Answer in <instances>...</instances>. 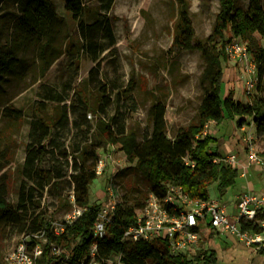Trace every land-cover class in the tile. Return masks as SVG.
Instances as JSON below:
<instances>
[{"label": "rangeland", "instance_id": "rangeland-1", "mask_svg": "<svg viewBox=\"0 0 264 264\" xmlns=\"http://www.w3.org/2000/svg\"><path fill=\"white\" fill-rule=\"evenodd\" d=\"M52 1L64 20L56 43L58 48L65 49L71 41L78 43L80 34L71 12L65 8V1ZM85 2L93 10L98 9L99 0ZM188 2L196 35L205 39L213 33L220 1ZM239 3L247 7L249 0H240ZM102 8L101 12L110 23L116 39L113 47L102 51V47L110 41L100 31L97 33L98 50L91 52L85 47L79 54H64L45 71L40 57L42 48L38 43L31 42L24 52V68L9 82L6 92L0 95V179L7 183L9 202L19 210L24 209L27 216L24 219L26 223L10 224L3 232L0 260L4 262L23 240L27 232L25 224L31 218L41 214L59 223L73 211L71 194L74 193V183L70 175L76 166L78 149L96 133L100 117H114V127L118 132L138 128L141 140L152 132L148 110L158 98L167 105L166 120L170 137L198 120V108L204 96L201 75L205 61L199 51H178L173 48L177 0H115L109 11ZM3 13L4 10L0 9V24L4 19ZM93 15L91 13L87 18L90 22ZM12 25L13 20L9 23L8 31ZM226 37H232L230 30L226 31ZM3 41L1 39L0 45ZM259 42L264 47V39L260 38ZM96 55L99 57L98 65L93 60ZM222 64V97L228 95L230 90L236 100L245 104L252 102L254 97H264V74L260 89L248 95L245 92V77L235 61L228 56ZM104 82L109 85L111 100L106 109L98 104V89ZM128 84L132 88L130 92L126 91ZM46 87L56 88L58 93L63 94L66 105L50 104L43 111L40 107L43 98L39 92ZM7 106L20 109L23 118L4 115L3 110ZM63 106L70 108L66 118L61 117L65 112ZM38 116L51 124L55 122L51 128L54 137L45 141L47 153L39 164L55 175H62L59 184L54 187L41 188L37 178L23 172L27 145L40 146L42 143L29 133L31 123ZM245 126V130L241 131L238 120L225 119L221 124L210 121L207 130L215 138L211 144L212 150L233 152L236 139L241 137L245 143L243 138L252 136L258 152L264 155V135H258L252 119H247ZM98 153L99 160L104 161V168L90 185L91 204L106 207L113 201H132L149 194V183L119 145L110 144L105 149H99ZM244 180L239 177L222 197V201L229 206V212H232L231 201L235 200V193ZM24 184L27 188L23 199L20 194ZM209 192L210 198L219 197L216 184L210 186ZM220 239L223 248L217 252V264H264V254L237 247L239 240L235 235L228 240L229 250L224 246V237ZM206 249H212V235L202 238L198 246L186 254L192 258Z\"/></svg>", "mask_w": 264, "mask_h": 264}, {"label": "trees", "instance_id": "trees-1", "mask_svg": "<svg viewBox=\"0 0 264 264\" xmlns=\"http://www.w3.org/2000/svg\"><path fill=\"white\" fill-rule=\"evenodd\" d=\"M64 1L66 10L71 12L77 23L80 35L78 43L71 41L62 49L58 48L56 41L64 20L52 0H0V9L4 10L0 41L7 39L5 44L0 45V89L21 73L24 59L20 52L27 49L31 42L39 43L42 48L40 57L45 71L64 54H79L85 47L91 52L98 50L100 44L97 33L100 31L110 41L107 46L102 47V51L116 44L113 29L100 9L103 7V10L109 11L115 0H99L100 7L95 10L85 0ZM219 1L220 9L213 33L200 39L196 35L188 0H177L173 48L178 51H199L205 61L201 75L204 96L198 108L197 122L188 128H181L170 137L166 120L167 105L160 98L148 110L152 132L143 140L140 139L138 128L118 132L114 127V117H100L96 133L78 149L76 166L70 175L74 183L75 205L85 208L82 215L71 223H64V230L58 233L53 228L54 221L41 214L25 224L26 234L44 232L47 237V242L42 244L43 250L37 258V264H81L88 257L94 243L98 246L97 260L100 264H217V251L214 249H206L189 258L186 253L173 254L167 239L135 242L126 239L124 233L136 223L137 211L145 207L149 195L154 193L164 198L169 185L182 187L184 193L192 199L207 200L210 198L211 185H217L219 197L222 198L236 184L240 176L239 168L215 161L224 155L218 150H212L211 144L215 138L207 130L210 121L221 124L225 119L238 120L239 127H242L247 119H252L258 135H264V97H254L252 102L245 104L234 98L232 90L225 97L221 95L224 78L222 62L228 59L225 44L232 37L241 38L248 43L259 67L257 90L260 89L264 74V47L259 42L260 38L264 39L263 1L249 0L247 7L241 6L240 0ZM91 13H94V18L90 22L87 18ZM12 20L13 25L8 31ZM227 30L231 31L232 37H226ZM93 60L98 65L97 55ZM127 89L130 92L131 85L128 84ZM98 90V104L106 109L111 104L109 85L104 82ZM50 91L49 94L57 105H66L63 94L58 93L56 88H50ZM63 109L65 112L61 117L66 118L70 108L63 106ZM3 114L15 119L23 118L21 110L9 106L4 108ZM53 123L40 118L34 120L30 136L42 143L40 146L27 145L23 172L37 178L41 188L54 187L62 178L60 173L55 175L39 166L47 153L48 145L45 141L54 137L51 129ZM110 144L119 145L128 160L135 162V168L149 183L150 191L142 199H124L116 203L106 234L98 238L93 233V227L102 205L90 203V185L98 176V151ZM187 157L191 163H187ZM26 188V184L21 187L20 196L23 199ZM171 211L177 212L178 208ZM263 218L264 214H259L256 220L241 219L242 230L263 232L264 228L257 222ZM24 219H27L26 211L19 210L9 202L7 183L0 179V242L8 225L24 224ZM38 241L37 238L31 240L30 251H33ZM55 246L60 248V252L54 251ZM259 251L264 254V246ZM116 256L119 260H116ZM0 264L5 262L0 260Z\"/></svg>", "mask_w": 264, "mask_h": 264}, {"label": "built area", "instance_id": "built-area-1", "mask_svg": "<svg viewBox=\"0 0 264 264\" xmlns=\"http://www.w3.org/2000/svg\"><path fill=\"white\" fill-rule=\"evenodd\" d=\"M225 50L229 58L235 61L245 77V92L252 95L257 90L259 83V67L254 59L248 43L241 38L232 37L225 44ZM208 127V125H207ZM207 132V130H206ZM248 163L260 166L264 174V155L258 152L252 136L243 138ZM187 163H191L186 158ZM228 165L236 166L239 163L238 155L235 153L224 155L215 159ZM192 166L194 164L192 163ZM104 161L101 159L97 165V174H102ZM247 165L243 164L242 173L246 174ZM71 202L74 205L73 211L69 213L62 222H53L55 232L64 230V223H71L82 215L84 207L75 205L74 193L71 194ZM116 201L110 206L99 210L93 227V233L101 238L106 234L107 224L111 221L116 207ZM178 208V211H171ZM264 213V193L247 192L240 197L237 204V215L231 220L225 205L219 199L209 198L207 200L192 199L184 193L182 187L169 185L168 192L164 198L152 193L143 209L137 211V221L129 226L124 236L132 241H155L167 239L173 254H182L192 251L203 238V231L215 228L220 231H227L235 235L247 246L261 248L264 246V231H244L241 228L240 220H256L257 216ZM264 228V220L257 221ZM33 238L39 239L30 251L29 246ZM47 242V237L42 233H28L23 240L7 258L5 264H37V258L42 253V244ZM55 252L60 248L54 247ZM98 246L94 243L88 257L82 260L81 264H100L97 260ZM116 260L119 257L116 256ZM111 263V261H109ZM68 264V263H64Z\"/></svg>", "mask_w": 264, "mask_h": 264}, {"label": "crops", "instance_id": "crops-1", "mask_svg": "<svg viewBox=\"0 0 264 264\" xmlns=\"http://www.w3.org/2000/svg\"><path fill=\"white\" fill-rule=\"evenodd\" d=\"M7 42V39H4V41L2 42L3 44H5ZM36 44V43H35ZM2 45V44H1ZM38 45H40L38 43ZM27 49H24L20 52V56L25 59L24 57V52ZM23 68H24V61H23ZM9 84V83H8ZM7 84V85H8ZM7 85L3 86V88L0 89V95L2 93L6 92V87ZM50 88L46 87V88H42V91L39 92V95L43 98V102L40 103V107L42 108L43 111H45L50 104H54L57 105L56 102L54 100H52L53 97H51V94H49ZM11 107V106H9ZM6 108V107H5ZM13 108V107H11ZM14 109H18V108H14ZM20 110V109H18ZM44 119V117L38 116L36 119ZM46 120V119H44ZM47 121V120H46ZM236 120H233V122H235ZM48 123H50V121H47ZM212 123L215 124V122L212 121ZM32 124V123H31ZM218 127V126H216ZM246 128L245 125H243L242 127L239 128V130L244 131ZM216 130V129H215ZM29 133H32V129H30ZM241 137H239L238 139H236V141L233 143V147H234V151L233 152H221L223 155H227V154H232L235 153L238 155V159H239V163L236 165V167L239 168L240 171V176L241 178L245 179L242 184L241 187L238 189V191L235 193V200L231 201V207H232V212L228 211V204L225 203L224 201H222V198L218 197V198H214V199H219L221 201V203L223 205H225L226 210L230 216L231 220H235L236 219V215H237V204L240 200V197L247 193V192H251V193H256L258 195H261L264 193V174L262 173L260 166L256 165V164H250L248 163V157H247V153L245 150V144L241 141ZM243 164L247 165V169H246V174L243 175L242 173V166ZM238 177V178H239ZM264 213H261V215H263ZM264 220V218L262 219ZM212 235V249L216 250L218 252V250L223 248V241L222 237H224V243H225V247H227L229 250L230 247L228 240L230 239V237L234 236L233 234L227 232V231H220L218 229L215 228H210L205 230V233L203 235V239L204 238H209V236ZM218 238V239H217ZM239 240V239H238ZM237 247H246L245 249H250L251 251L255 252V253H260V248L257 247H253V246H247L244 242L239 240V245H237Z\"/></svg>", "mask_w": 264, "mask_h": 264}]
</instances>
